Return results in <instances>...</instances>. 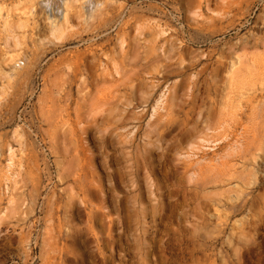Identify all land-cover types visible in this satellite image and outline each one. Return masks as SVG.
Wrapping results in <instances>:
<instances>
[{
  "label": "rangeland",
  "instance_id": "obj_1",
  "mask_svg": "<svg viewBox=\"0 0 264 264\" xmlns=\"http://www.w3.org/2000/svg\"><path fill=\"white\" fill-rule=\"evenodd\" d=\"M0 264H264V0H0Z\"/></svg>",
  "mask_w": 264,
  "mask_h": 264
},
{
  "label": "bare ground",
  "instance_id": "obj_2",
  "mask_svg": "<svg viewBox=\"0 0 264 264\" xmlns=\"http://www.w3.org/2000/svg\"><path fill=\"white\" fill-rule=\"evenodd\" d=\"M84 9L86 10V9H88V7H87V6H84ZM56 24H57V23H56ZM49 25H50V29H51V30H54V29L56 30V27H57V26L55 25V22H54V21L50 22ZM57 28H58V27H57Z\"/></svg>",
  "mask_w": 264,
  "mask_h": 264
}]
</instances>
